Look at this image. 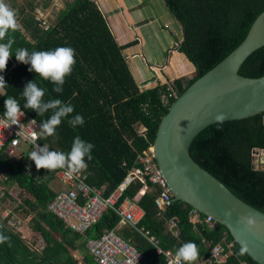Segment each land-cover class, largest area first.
<instances>
[{
    "label": "trees",
    "instance_id": "obj_1",
    "mask_svg": "<svg viewBox=\"0 0 264 264\" xmlns=\"http://www.w3.org/2000/svg\"><path fill=\"white\" fill-rule=\"evenodd\" d=\"M168 10L178 20L183 31V40L178 50L194 64L196 76L187 85L203 76L234 49L248 34L256 18L264 11V0H164ZM47 5V4H46ZM45 5V6H46ZM48 30L34 26L31 14L24 16L26 31L30 29L31 38L17 25L15 30L6 32L0 42L11 36L10 56L3 73L6 84L0 97V112H4V100L14 97L29 117L41 125L57 109H46L38 115L34 109L24 108V98L20 95L29 80H35L44 89L42 102L59 99L61 105L71 104L73 110L61 117L54 135L41 136L40 142L48 144L50 150L67 153L73 138L91 142L92 159L86 164L91 185L106 186L105 196H109L125 179L128 171L136 165L139 153L153 146L158 127L168 113L176 95H181L187 87L181 80H175L173 88L159 85L153 89L140 91L134 81L122 48L115 41L108 24L94 0H66ZM58 46H69L74 50L72 71L65 76L63 91L53 90L55 84L39 78L29 65L15 59V51L24 48L51 50ZM240 75L258 78L264 75V47L256 50L243 63ZM83 117V124L73 127L69 122L76 114ZM147 128L146 136L139 135L136 126ZM264 149V113L248 119L213 124L201 131L193 140L190 154L203 169L221 181L232 193L254 208L264 212V171L252 168V151ZM0 160L9 168L3 176L9 188L19 187L28 192L33 200L24 199V204L39 210L38 219L33 221L34 229L43 240L41 250H33L0 215V234L9 239L0 243V264H79L71 254L76 250L84 254L85 264H98L86 247L89 238L100 237L104 231L118 224L117 215L109 210L101 220L81 235L67 228L63 221L48 211V204L54 193L47 183H38L14 167L7 160ZM125 163V165H123ZM3 183L0 180V184ZM145 194L142 183L133 182L124 193V198L141 199L140 205L145 216L140 228L157 237L164 249L176 251L185 242L194 241L197 258L209 256L210 247L223 239L233 241L225 227L211 230L206 224H193L190 221V206L180 201L158 216L154 199L159 188L153 186ZM145 194V195H144ZM5 199V198H3ZM201 218H205L200 214ZM178 218L179 235L166 228L169 219ZM119 234L132 243L142 254L140 264H165L164 257L133 228L123 226ZM240 247L234 244V254L225 264H258L245 252L238 254Z\"/></svg>",
    "mask_w": 264,
    "mask_h": 264
},
{
    "label": "water",
    "instance_id": "obj_2",
    "mask_svg": "<svg viewBox=\"0 0 264 264\" xmlns=\"http://www.w3.org/2000/svg\"><path fill=\"white\" fill-rule=\"evenodd\" d=\"M264 47V11L242 43L175 98L153 144L157 166L180 201L226 228L233 241L256 263L264 264V212L247 204L194 161L190 147L207 127L264 113V75H240L243 63ZM220 116L217 121L215 117ZM252 168L264 171V149L252 151ZM0 160V173L9 174Z\"/></svg>",
    "mask_w": 264,
    "mask_h": 264
},
{
    "label": "built area",
    "instance_id": "obj_3",
    "mask_svg": "<svg viewBox=\"0 0 264 264\" xmlns=\"http://www.w3.org/2000/svg\"><path fill=\"white\" fill-rule=\"evenodd\" d=\"M48 13L49 10H39L36 16L40 27L44 30H48L51 26ZM173 96L177 97L176 92H173ZM20 110L22 115L18 117V124L9 126L5 124L3 114L0 112V154L14 167L20 165L21 171L39 184H48L54 193V198L48 204V211L63 221L67 228L81 235H85L109 210L113 211L119 219L116 227L104 231L100 237L89 238L86 241L87 250L94 260L98 264H140L142 254L119 234L120 227L127 226L145 237L156 249L157 254L164 257L165 264H170L175 252L162 248L156 236L139 227L146 213L140 205L142 198L137 199V195L133 198L123 196L133 182L139 181L147 191H152L149 183L159 188V193L154 199L158 216H161L174 202V195L154 159L153 146L138 154L136 166L129 171L125 180L109 196H105V186L97 187L88 182L90 172L87 166L73 173L72 176L65 175L63 169L47 170L35 167L34 162L29 158V153L35 150L36 146L37 148L47 147L48 150L50 147L40 142L41 125L39 122L29 117L24 110ZM139 127L140 129L137 130L139 135L145 137L147 128L142 125ZM53 181L59 185V188L50 186ZM13 188L14 186L11 187ZM1 189L3 190L0 203L3 198L7 201L8 198L11 200L10 196L14 198L13 193L9 191V186ZM15 198L19 199V197ZM17 208L19 206L9 209L8 212L5 211L4 214V211L0 212V214L3 220L8 219V224L16 232L24 233L25 220L17 217L15 212ZM190 221L193 224H206L211 230L219 226V223L212 217L201 218L200 213L194 209L190 212ZM166 226L173 236L179 235L177 217L169 219ZM234 244V241L223 239L221 243L210 247L208 257L199 259L194 264H225L234 254ZM239 264L247 263L240 262Z\"/></svg>",
    "mask_w": 264,
    "mask_h": 264
},
{
    "label": "crops",
    "instance_id": "obj_4",
    "mask_svg": "<svg viewBox=\"0 0 264 264\" xmlns=\"http://www.w3.org/2000/svg\"><path fill=\"white\" fill-rule=\"evenodd\" d=\"M45 1L28 0L27 5L21 7L13 4V0H3L14 11L17 25L29 38L32 37L30 33L32 28L28 31L25 29L26 9L35 8L34 15L32 14L35 19L34 26L37 25L44 30L36 16L39 9L48 11L52 6L46 5ZM94 1L115 41L122 48V54L140 91L153 89L159 85L173 88L175 80H181L182 87H187L189 81L196 76V68L186 55L178 50L183 40L182 27L168 10L164 0ZM3 94L4 90L0 88V97ZM141 190H144L145 194L150 192L145 190L143 185L139 191Z\"/></svg>",
    "mask_w": 264,
    "mask_h": 264
},
{
    "label": "clouds",
    "instance_id": "obj_5",
    "mask_svg": "<svg viewBox=\"0 0 264 264\" xmlns=\"http://www.w3.org/2000/svg\"><path fill=\"white\" fill-rule=\"evenodd\" d=\"M17 23L14 11L7 4L0 0V38H3L9 30H15ZM11 36L6 42H0V73H3L6 61L9 58L10 46L12 44ZM15 59L29 65L28 71L35 72L39 78L54 82L53 88L56 92L63 91L65 76L72 71L74 64V50L69 46H58L51 50H33L28 52L24 48H18L15 53ZM6 84L4 76L0 74V88ZM20 95L24 98L23 107L34 109L38 115H42L46 109H57L41 124L40 135L42 137L54 135L56 126L60 124L61 117L73 110L71 104L61 105L59 99H52L42 102L44 89L35 82L29 80L24 85ZM3 120L7 126L18 124V117L22 115L20 104L12 96H7L4 100ZM217 121L220 116L215 117ZM73 127L83 124V117L77 113L74 120L69 122ZM94 145L82 140L79 136L73 138L71 147L67 153L62 151L48 150L47 147H35V150L29 153V158L34 162L37 169L47 170L63 169L65 175L72 176L73 173L87 166L86 159L91 160V149ZM1 215V214H0ZM6 235L0 234V243L8 241ZM246 248L242 246L238 254L242 255ZM198 256L197 246L194 241H187L178 247L175 251L174 259L170 264H191Z\"/></svg>",
    "mask_w": 264,
    "mask_h": 264
},
{
    "label": "rangeland",
    "instance_id": "obj_6",
    "mask_svg": "<svg viewBox=\"0 0 264 264\" xmlns=\"http://www.w3.org/2000/svg\"><path fill=\"white\" fill-rule=\"evenodd\" d=\"M27 1L28 0H15V1L13 0V4L17 6L25 7L27 5ZM44 3L47 5L53 4V7H50V9H48L49 10L48 16H49L50 22L54 24L55 21L53 19H55L59 11L65 7L66 0H46ZM45 4L39 3V5H43V6ZM8 7L10 6L8 5ZM26 10H27L26 14L34 15L35 8L34 10L30 8ZM136 129L139 130L140 127L137 125ZM1 157L2 159L6 160L5 157L3 156ZM0 180H2L3 182L0 184V187L6 188L8 185L4 182L5 179L1 173H0ZM50 186L56 189L59 188V185L55 181H53ZM1 188H0V195L3 190ZM9 191L13 193L14 198L10 196L11 200H9L8 198V201L7 199L6 200L3 199V201L0 203V212L2 213L4 211L3 212L4 214L5 211L8 212L9 209H13L19 206V208L15 209V212L18 215L17 217L25 220V226H24V231H23L24 233H22L21 236L26 242H28L29 246L33 250H41L44 245L43 240L40 237V234L37 233L36 229H34L33 227L34 226L33 221L38 219L39 210H35L34 208L30 206H26L24 203L22 204L24 199L29 198L30 200H33V197H31V195L28 192H26L25 190H21L17 186H14L13 189L9 188ZM15 197H19V199ZM71 254L79 262V264H85L83 260V257H84L83 253L76 251V250H71Z\"/></svg>",
    "mask_w": 264,
    "mask_h": 264
}]
</instances>
